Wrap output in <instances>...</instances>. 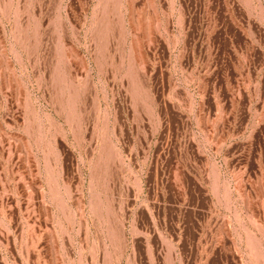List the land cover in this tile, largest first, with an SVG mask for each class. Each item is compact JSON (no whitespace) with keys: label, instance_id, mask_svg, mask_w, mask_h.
<instances>
[{"label":"rangeland","instance_id":"rangeland-1","mask_svg":"<svg viewBox=\"0 0 264 264\" xmlns=\"http://www.w3.org/2000/svg\"><path fill=\"white\" fill-rule=\"evenodd\" d=\"M0 264H264V0H0Z\"/></svg>","mask_w":264,"mask_h":264}]
</instances>
